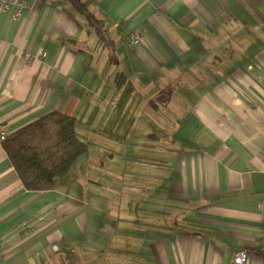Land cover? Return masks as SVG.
<instances>
[{
  "label": "crops",
  "instance_id": "crops-1",
  "mask_svg": "<svg viewBox=\"0 0 264 264\" xmlns=\"http://www.w3.org/2000/svg\"><path fill=\"white\" fill-rule=\"evenodd\" d=\"M77 1L0 9V129L88 146L29 191L0 143V264H264V0Z\"/></svg>",
  "mask_w": 264,
  "mask_h": 264
},
{
  "label": "trees",
  "instance_id": "trees-1",
  "mask_svg": "<svg viewBox=\"0 0 264 264\" xmlns=\"http://www.w3.org/2000/svg\"><path fill=\"white\" fill-rule=\"evenodd\" d=\"M76 7L86 13L77 0ZM100 32L98 20L87 13ZM172 85L150 99L152 105L170 101ZM1 144L23 186L29 191L52 189L58 178L68 172L74 161L88 150L87 143L75 132V119L60 111H51L18 130L7 134Z\"/></svg>",
  "mask_w": 264,
  "mask_h": 264
},
{
  "label": "built area",
  "instance_id": "built-area-1",
  "mask_svg": "<svg viewBox=\"0 0 264 264\" xmlns=\"http://www.w3.org/2000/svg\"><path fill=\"white\" fill-rule=\"evenodd\" d=\"M27 3L28 0H0V9L10 12L14 19H21L22 12L27 6ZM129 43L132 45H138L140 43V38L137 35L132 36ZM42 55L44 56L45 52H43ZM7 134L8 133L4 128L0 129V143ZM259 208L264 215V199L260 202ZM260 248L264 252V235L260 241ZM247 259L248 251L246 249H240L234 253L232 264H245Z\"/></svg>",
  "mask_w": 264,
  "mask_h": 264
},
{
  "label": "rangeland",
  "instance_id": "rangeland-1",
  "mask_svg": "<svg viewBox=\"0 0 264 264\" xmlns=\"http://www.w3.org/2000/svg\"><path fill=\"white\" fill-rule=\"evenodd\" d=\"M111 149H113L112 147H111ZM107 152H109V153H105L104 155H110V151L109 150H106ZM81 157V156H80ZM79 157V158H80ZM84 158L85 157H82V158H80L79 160L81 161V160H84ZM78 159V158H77ZM76 159V160H77ZM79 161V162H80ZM77 162V161H76ZM76 162H74L73 164H72V166H71V168H70V170L65 174V175H63L62 177L65 179V180H67V179H70V181H72L73 180V178L74 177H76L79 173H80V171L82 170V169H84V166H82L79 162L78 163H76ZM90 179H92V178H90Z\"/></svg>",
  "mask_w": 264,
  "mask_h": 264
}]
</instances>
